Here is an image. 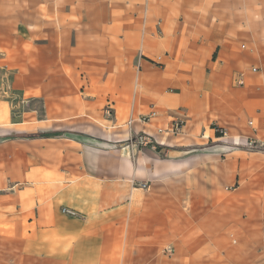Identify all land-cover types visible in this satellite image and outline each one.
<instances>
[{
  "label": "crops",
  "instance_id": "obj_1",
  "mask_svg": "<svg viewBox=\"0 0 264 264\" xmlns=\"http://www.w3.org/2000/svg\"><path fill=\"white\" fill-rule=\"evenodd\" d=\"M1 81L0 264H264V178L228 220L189 139L264 115V0H0Z\"/></svg>",
  "mask_w": 264,
  "mask_h": 264
},
{
  "label": "rangeland",
  "instance_id": "obj_2",
  "mask_svg": "<svg viewBox=\"0 0 264 264\" xmlns=\"http://www.w3.org/2000/svg\"><path fill=\"white\" fill-rule=\"evenodd\" d=\"M244 50V48H243ZM250 72L251 69H250ZM238 80V79H237ZM237 80L236 84H234L237 87H240L242 85H237ZM3 87V88H2ZM5 88V89H4ZM8 89V84L3 83L2 81L0 82V93L5 94L3 91ZM16 102V101H15ZM19 102V101H18ZM15 111L17 112V116L19 114L18 111H20V107H17V105L14 106ZM263 116V115H262ZM261 116H258L257 118H250L246 119L242 122H240L239 125L234 126L236 129V132H226L224 129L220 128L218 125L211 123L208 126H206L204 131H198L192 139L195 143H204V146L206 148H217L219 146H223L224 148V154L219 155L216 159L215 162H212V190L216 191L214 194H212V204H218V203H223L228 205L227 206V217L228 220L233 221L232 216L234 215V212L231 210L232 205H235L237 203L242 204L244 207L243 213H250L251 211V204H255L256 196L260 195L261 192H253V196H249L250 191L247 189L243 191V196L240 195V193L236 192V181H235V174L236 172H241V177L242 181L246 180L249 182H256L259 186V182H262L264 178V163L262 166H260L258 169H256V165L258 164V161L256 162L257 158L263 157L262 154L259 153H250L247 151L245 147V141H247L248 138H252L258 133H255L254 130L248 125V121L251 119H258ZM180 121V120H179ZM185 126V123H182V127ZM209 129L214 131L215 138H208V132ZM259 131V130H258ZM182 130L177 134H169L164 132L162 133H157L156 139L154 140V136H149V141L150 144L147 145H138L135 144L134 136L135 133H132V141L130 142V145H135L132 146L134 147L133 150L135 153L138 155V153H143L146 154L149 151L151 152H156L158 158L165 160L164 163L166 164L169 160L170 156V151L172 150L171 148L168 147H161L158 146L157 143L165 140V144H172L173 141H176V143H184L185 137H183ZM138 135H141L139 133ZM147 135V134H146ZM169 135V136H166ZM159 140H158V139ZM154 147V148H152ZM194 149H198V146L194 147ZM264 160V159H263ZM253 170L252 172H255L253 176H249L248 178L246 177L245 172L247 171L248 173ZM225 173L222 179L216 178V176H219V172ZM215 176V177H214ZM138 187L142 189H147L148 185L145 183H137ZM145 184V187H142V185ZM259 188H262V185L259 186ZM257 190V187L255 188ZM231 207V208H230ZM64 208V207H63ZM62 208V209H63ZM61 209V210H62ZM218 210V208H214ZM230 209V210H229ZM247 211H246V210ZM218 215V212L216 216ZM77 216H79L77 214ZM76 216V217H77ZM217 221V218H216Z\"/></svg>",
  "mask_w": 264,
  "mask_h": 264
},
{
  "label": "built area",
  "instance_id": "obj_3",
  "mask_svg": "<svg viewBox=\"0 0 264 264\" xmlns=\"http://www.w3.org/2000/svg\"><path fill=\"white\" fill-rule=\"evenodd\" d=\"M251 71L255 72L256 69L253 68V69H251ZM242 83H243V81H242L241 77H239L237 80V84L242 85ZM14 108L15 107L13 106L12 107V113L14 115H16L17 112L15 111ZM152 116H154L153 112L148 117L145 116V117H142L141 119L144 121H148V119ZM248 125L252 128V130H254L255 133H257V131L261 130V129L264 131V115L258 119L249 120ZM181 130H182V122L179 120H173L171 122V125L168 128L164 129L163 131H159V132L160 133L166 132L169 134L177 135ZM138 134L139 133H135V136H134L135 144H138V145L150 144L148 135H146L145 133H141V135H138ZM153 139L155 140V138H153ZM131 141H132V138H130V142ZM244 145H245L248 152L259 153V154H262L264 156V137L255 135L252 138H248L247 141H245ZM132 146H135V145H132ZM142 187H145V184H143ZM61 212L65 215H68L71 217L77 216L76 211L69 209V208H65V207L61 210ZM167 253L171 254V250H167Z\"/></svg>",
  "mask_w": 264,
  "mask_h": 264
}]
</instances>
